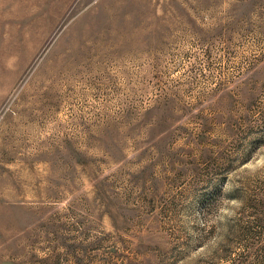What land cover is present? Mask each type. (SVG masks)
<instances>
[{"label": "rangeland", "instance_id": "obj_1", "mask_svg": "<svg viewBox=\"0 0 264 264\" xmlns=\"http://www.w3.org/2000/svg\"><path fill=\"white\" fill-rule=\"evenodd\" d=\"M0 264H264V0H0Z\"/></svg>", "mask_w": 264, "mask_h": 264}]
</instances>
